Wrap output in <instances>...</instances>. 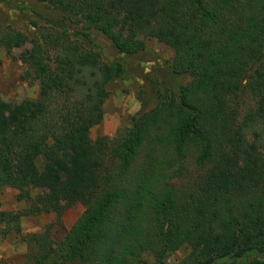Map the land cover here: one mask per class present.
I'll use <instances>...</instances> for the list:
<instances>
[{
	"label": "trees",
	"instance_id": "1",
	"mask_svg": "<svg viewBox=\"0 0 264 264\" xmlns=\"http://www.w3.org/2000/svg\"><path fill=\"white\" fill-rule=\"evenodd\" d=\"M37 1L55 37L27 56L41 95L0 98V188L32 204L0 210V222L19 230L21 215L59 210L60 199L61 213L77 202L85 211L60 242L34 235L32 264H148L146 253L166 264L183 247L184 264H264V0ZM0 33L8 48L26 39L2 24ZM94 33L125 56L145 49L141 35L155 37L191 76L108 141V157L90 132L128 69L102 60ZM192 161L198 182L177 186Z\"/></svg>",
	"mask_w": 264,
	"mask_h": 264
},
{
	"label": "rangeland",
	"instance_id": "2",
	"mask_svg": "<svg viewBox=\"0 0 264 264\" xmlns=\"http://www.w3.org/2000/svg\"><path fill=\"white\" fill-rule=\"evenodd\" d=\"M39 11L46 12L47 5L37 0H0V24L8 26L26 37L24 41L15 43L11 48L0 41V98L21 102L26 99H38L41 95V84L37 79L28 76L27 56L36 41L47 45L46 40H53L48 35L54 30L49 22L43 19ZM2 34L0 33V38ZM96 42L103 46V61L120 58L125 61L128 73L121 79L111 81L108 85L110 94L104 103L103 120L91 128V137L99 151L108 157V146L119 132L131 126L134 118L142 111L154 108L160 95L164 92L177 91L181 85H186L191 76L176 73L173 69L175 50L155 37L141 35L145 39V49L141 52L125 56L119 53L112 42L98 33H94ZM97 50H99L97 48ZM54 55V53H51ZM242 101V114L246 104L254 100L248 93ZM242 110V109H241ZM32 155L37 165L43 168L46 157L40 150H33ZM187 179L174 181L177 186L198 182L203 170L194 166L193 161L187 166ZM20 188L6 185L0 188V210L22 211L31 206L32 202L19 196ZM42 189L34 188L32 195L41 196ZM59 210L63 209L65 201L58 200ZM42 211L40 213L23 214L20 217L19 230L15 229L14 221L0 222V264H32L33 254L38 251L34 235L47 231L51 238L60 242L65 234L85 211V205L77 202L61 213ZM188 248L173 251L166 257V264H184ZM148 264H154V256L146 253Z\"/></svg>",
	"mask_w": 264,
	"mask_h": 264
}]
</instances>
